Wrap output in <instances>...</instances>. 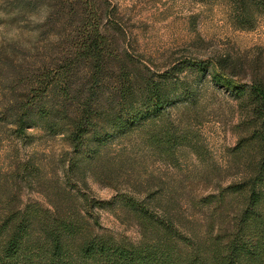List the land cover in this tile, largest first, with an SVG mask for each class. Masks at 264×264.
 <instances>
[{"label":"trees","instance_id":"trees-1","mask_svg":"<svg viewBox=\"0 0 264 264\" xmlns=\"http://www.w3.org/2000/svg\"><path fill=\"white\" fill-rule=\"evenodd\" d=\"M223 2L235 29L264 17V0ZM209 90L236 101L240 136L228 152L235 178H200L212 188L192 201L206 221L198 231L148 167L190 152L214 172L197 127ZM41 138L60 140L58 159L17 155ZM5 142L16 153L0 168V264H264L259 55L159 66L135 52L111 0H10L0 6ZM89 179L115 190V214L138 227V242L103 229ZM28 190L46 204L24 200Z\"/></svg>","mask_w":264,"mask_h":264},{"label":"rangeland","instance_id":"rangeland-1","mask_svg":"<svg viewBox=\"0 0 264 264\" xmlns=\"http://www.w3.org/2000/svg\"><path fill=\"white\" fill-rule=\"evenodd\" d=\"M10 0H0V6ZM117 6L130 36L132 47L148 62L164 66L178 59H215L225 55L249 58L259 55L264 62V17L250 30L235 29L231 24L223 0H111ZM200 139L211 159L214 172L200 159L186 152L176 167L161 162L149 163L148 172L163 178L171 185L167 195L176 198L175 213L192 228L203 231L205 218L193 207L194 197L207 194L212 184L200 178H212L224 184L233 180L236 171L227 167L229 150L240 136L238 123L240 111L235 100L222 91L209 90L200 107ZM175 114L177 113L174 112ZM62 144L58 139H36L19 147L18 156L27 158L35 155L47 160L58 159ZM16 151L7 142L0 146V168L6 165ZM93 195L103 205L97 209L105 231L117 237L138 242V227L120 220L113 204L115 190L89 179ZM172 197V196H169ZM24 200L45 199L35 191H25Z\"/></svg>","mask_w":264,"mask_h":264}]
</instances>
